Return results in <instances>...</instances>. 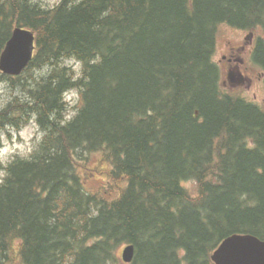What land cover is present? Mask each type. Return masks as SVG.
I'll return each instance as SVG.
<instances>
[{"label":"trees","instance_id":"16d2710c","mask_svg":"<svg viewBox=\"0 0 264 264\" xmlns=\"http://www.w3.org/2000/svg\"><path fill=\"white\" fill-rule=\"evenodd\" d=\"M222 24L264 31V0H0V54L16 25L38 43L0 74V139L44 130L0 181V264H214L227 236L264 238V102L224 86ZM252 57L264 72V35ZM95 157L111 196L80 174Z\"/></svg>","mask_w":264,"mask_h":264},{"label":"rangeland","instance_id":"374dc122","mask_svg":"<svg viewBox=\"0 0 264 264\" xmlns=\"http://www.w3.org/2000/svg\"><path fill=\"white\" fill-rule=\"evenodd\" d=\"M54 3L56 0H46V2ZM253 40L249 38L251 31L247 29L235 28L228 24H222L219 30V39L216 47V53L214 55L217 63L222 65L224 72L223 83L229 79V71L233 69L235 72L242 71L246 76L251 79H246L243 82L229 84L227 88H242L244 93L249 99L257 101L259 103L264 102V77L262 69L252 62V53L256 46V41L259 37L264 35V31L261 28L253 30ZM225 56H227L225 58ZM232 59L229 62L228 59ZM245 60V61H244ZM244 61V62H242ZM73 60H67L68 64L73 63ZM79 68V67H77ZM11 95L9 89V83L5 79L0 80V103L4 102L8 96ZM71 102L78 101V95L72 96ZM40 130L36 126V122L29 121L21 130L16 127H11L10 132L5 131L2 137H6L5 140L1 141L0 147V163L10 159L14 154L21 153L27 154L33 144L35 145ZM80 174L84 179L88 187L93 190L101 188L108 196H111L115 189L110 181L108 172L110 171V163L101 162L100 157H95L92 161L84 165H79ZM3 172L0 167V178ZM187 187L192 191L193 194H197V182L188 181ZM122 253V251H121Z\"/></svg>","mask_w":264,"mask_h":264},{"label":"water","instance_id":"95a60500","mask_svg":"<svg viewBox=\"0 0 264 264\" xmlns=\"http://www.w3.org/2000/svg\"><path fill=\"white\" fill-rule=\"evenodd\" d=\"M33 32L16 28L1 55L0 67L11 74H20L32 58ZM134 246L124 250V259L131 261ZM216 264H264V240L251 234L227 237L213 254Z\"/></svg>","mask_w":264,"mask_h":264},{"label":"bare ground","instance_id":"6f19581e","mask_svg":"<svg viewBox=\"0 0 264 264\" xmlns=\"http://www.w3.org/2000/svg\"><path fill=\"white\" fill-rule=\"evenodd\" d=\"M51 8V7H50ZM49 9V8H48ZM35 77V76H34ZM25 96V95H24Z\"/></svg>","mask_w":264,"mask_h":264}]
</instances>
